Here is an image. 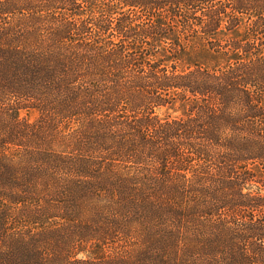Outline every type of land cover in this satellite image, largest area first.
<instances>
[{
  "label": "trees",
  "instance_id": "trees-1",
  "mask_svg": "<svg viewBox=\"0 0 264 264\" xmlns=\"http://www.w3.org/2000/svg\"><path fill=\"white\" fill-rule=\"evenodd\" d=\"M0 264H264V0H0Z\"/></svg>",
  "mask_w": 264,
  "mask_h": 264
},
{
  "label": "rangeland",
  "instance_id": "rangeland-1",
  "mask_svg": "<svg viewBox=\"0 0 264 264\" xmlns=\"http://www.w3.org/2000/svg\"><path fill=\"white\" fill-rule=\"evenodd\" d=\"M37 115H38V114H37L36 111H30V112H28V111H22V112H21V116H22V117H27V118H29L30 120L35 119V118L37 117ZM78 257L86 258L87 255H86L85 253L81 252L80 254H78Z\"/></svg>",
  "mask_w": 264,
  "mask_h": 264
}]
</instances>
